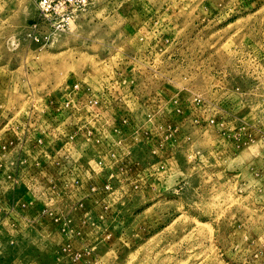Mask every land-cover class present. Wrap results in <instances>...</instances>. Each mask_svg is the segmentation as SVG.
<instances>
[{
    "label": "rangeland",
    "instance_id": "obj_1",
    "mask_svg": "<svg viewBox=\"0 0 264 264\" xmlns=\"http://www.w3.org/2000/svg\"><path fill=\"white\" fill-rule=\"evenodd\" d=\"M35 21L0 0V264H264V0Z\"/></svg>",
    "mask_w": 264,
    "mask_h": 264
},
{
    "label": "built area",
    "instance_id": "obj_2",
    "mask_svg": "<svg viewBox=\"0 0 264 264\" xmlns=\"http://www.w3.org/2000/svg\"><path fill=\"white\" fill-rule=\"evenodd\" d=\"M38 14L41 21L31 25L30 35L37 41H48L51 34L64 31L74 17L77 9L88 3V0H36ZM43 24H47L51 31L40 34Z\"/></svg>",
    "mask_w": 264,
    "mask_h": 264
}]
</instances>
